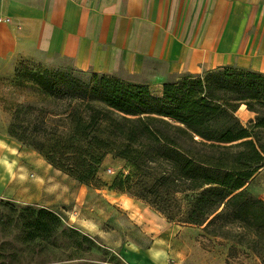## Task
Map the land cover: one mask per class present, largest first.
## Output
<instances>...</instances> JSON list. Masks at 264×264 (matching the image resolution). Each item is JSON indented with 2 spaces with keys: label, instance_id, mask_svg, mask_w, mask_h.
Returning <instances> with one entry per match:
<instances>
[{
  "label": "trees",
  "instance_id": "obj_1",
  "mask_svg": "<svg viewBox=\"0 0 264 264\" xmlns=\"http://www.w3.org/2000/svg\"><path fill=\"white\" fill-rule=\"evenodd\" d=\"M95 76L92 83L41 76L46 93L69 99L66 109L50 118L35 115L33 122L26 116L34 107L20 104L10 135L95 187L108 186L98 176L106 157L123 158L128 174L114 177L110 189L145 199L170 221L235 239L264 264V199L247 190L264 168V141L256 131L264 129V74L217 67L166 83L156 97L145 84ZM244 104L257 113L250 127L237 116Z\"/></svg>",
  "mask_w": 264,
  "mask_h": 264
},
{
  "label": "rangeland",
  "instance_id": "obj_2",
  "mask_svg": "<svg viewBox=\"0 0 264 264\" xmlns=\"http://www.w3.org/2000/svg\"><path fill=\"white\" fill-rule=\"evenodd\" d=\"M96 74L104 75L77 69L65 60L45 65L22 58L1 68L0 130L5 128L10 134L13 113L20 104L34 107L26 116L33 122L35 115L50 118L64 112L69 99L46 93L41 76L56 75L61 83H92ZM109 75L139 84L128 73ZM250 115L246 119L237 112L247 127L257 120L256 112ZM256 131L264 141V129ZM17 141L29 153L20 170L29 173L23 178L26 182L17 183L14 198L0 197V264H263L254 251L235 239L213 236L204 227L170 221L145 199L110 189L114 177L121 172L128 174L123 158L114 154L106 157L98 176L108 186L95 187L62 171V180H54V174L45 178L43 170H47H38L33 155L37 150ZM247 190L264 199V168L251 179ZM180 197L187 205L188 198ZM41 210L54 213L58 219L40 215Z\"/></svg>",
  "mask_w": 264,
  "mask_h": 264
},
{
  "label": "crops",
  "instance_id": "obj_3",
  "mask_svg": "<svg viewBox=\"0 0 264 264\" xmlns=\"http://www.w3.org/2000/svg\"><path fill=\"white\" fill-rule=\"evenodd\" d=\"M22 58L128 73L155 97L166 83L217 67L264 74V0H0V69ZM238 112L252 113L245 104ZM1 130L0 197L14 198L29 153ZM33 155L45 178L62 180Z\"/></svg>",
  "mask_w": 264,
  "mask_h": 264
}]
</instances>
